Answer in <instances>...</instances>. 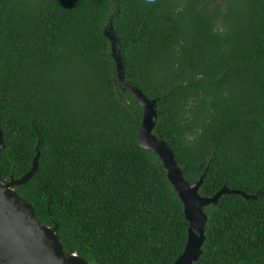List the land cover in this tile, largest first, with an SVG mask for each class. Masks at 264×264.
Instances as JSON below:
<instances>
[{"label":"trees","instance_id":"16d2710c","mask_svg":"<svg viewBox=\"0 0 264 264\" xmlns=\"http://www.w3.org/2000/svg\"><path fill=\"white\" fill-rule=\"evenodd\" d=\"M199 194L222 187L195 264H264V0H0V176L66 255L88 264H172L188 223L141 110Z\"/></svg>","mask_w":264,"mask_h":264},{"label":"water","instance_id":"95a60500","mask_svg":"<svg viewBox=\"0 0 264 264\" xmlns=\"http://www.w3.org/2000/svg\"><path fill=\"white\" fill-rule=\"evenodd\" d=\"M104 34L111 43L118 86L122 91L133 94L141 110V123L137 132L138 145L158 157L183 206L184 217L188 223L187 239L182 253L172 264H195L202 255L206 240L207 215L203 211L204 208L217 205L224 195H239L245 200H255L258 195H248L240 190L222 187L212 196H200L198 192L204 175L194 183L184 179L167 143L153 135L158 119L156 101L147 99L140 89L124 82L122 59L116 52L117 40L112 33V27L109 26V30ZM2 149L3 135L0 129V152ZM38 160L39 153L32 160L30 170L19 179L11 177L5 180L0 176V264H88L76 254L66 255L56 234V224H40L32 207L14 190L37 174Z\"/></svg>","mask_w":264,"mask_h":264}]
</instances>
